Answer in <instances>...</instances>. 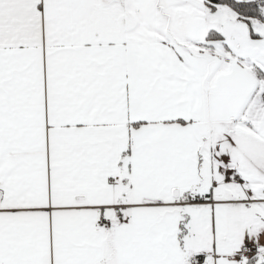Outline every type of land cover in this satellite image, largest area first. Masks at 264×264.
Here are the masks:
<instances>
[{"label": "snow or ice", "instance_id": "6c2138e0", "mask_svg": "<svg viewBox=\"0 0 264 264\" xmlns=\"http://www.w3.org/2000/svg\"><path fill=\"white\" fill-rule=\"evenodd\" d=\"M0 264H264V0H0Z\"/></svg>", "mask_w": 264, "mask_h": 264}]
</instances>
